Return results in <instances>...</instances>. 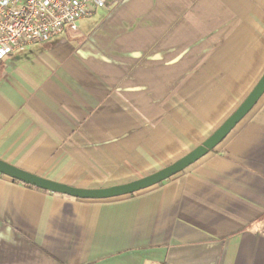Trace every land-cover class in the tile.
I'll list each match as a JSON object with an SVG mask.
<instances>
[{
	"label": "crops",
	"instance_id": "0c3cea01",
	"mask_svg": "<svg viewBox=\"0 0 264 264\" xmlns=\"http://www.w3.org/2000/svg\"><path fill=\"white\" fill-rule=\"evenodd\" d=\"M263 75L264 0L110 1L0 65V159L123 185L201 145ZM0 264H264V95L213 151L132 195L0 174Z\"/></svg>",
	"mask_w": 264,
	"mask_h": 264
},
{
	"label": "built area",
	"instance_id": "2783aa9c",
	"mask_svg": "<svg viewBox=\"0 0 264 264\" xmlns=\"http://www.w3.org/2000/svg\"><path fill=\"white\" fill-rule=\"evenodd\" d=\"M116 0H0V65L13 53L79 29Z\"/></svg>",
	"mask_w": 264,
	"mask_h": 264
},
{
	"label": "water",
	"instance_id": "95a60500",
	"mask_svg": "<svg viewBox=\"0 0 264 264\" xmlns=\"http://www.w3.org/2000/svg\"><path fill=\"white\" fill-rule=\"evenodd\" d=\"M264 95V75L236 111L201 145L161 170L141 179L118 186L87 189L58 183L26 172L0 159V174L35 188L81 200H107L132 195L172 178L213 151L250 113Z\"/></svg>",
	"mask_w": 264,
	"mask_h": 264
},
{
	"label": "trees",
	"instance_id": "16d2710c",
	"mask_svg": "<svg viewBox=\"0 0 264 264\" xmlns=\"http://www.w3.org/2000/svg\"><path fill=\"white\" fill-rule=\"evenodd\" d=\"M28 187H31V188H35V187H33V186H30V185H27ZM36 189H38V188H36ZM44 191V190H43Z\"/></svg>",
	"mask_w": 264,
	"mask_h": 264
},
{
	"label": "rangeland",
	"instance_id": "374dc122",
	"mask_svg": "<svg viewBox=\"0 0 264 264\" xmlns=\"http://www.w3.org/2000/svg\"><path fill=\"white\" fill-rule=\"evenodd\" d=\"M102 11L99 12V14L101 13ZM98 17V16H97ZM81 23V22H80ZM80 25V24H79Z\"/></svg>",
	"mask_w": 264,
	"mask_h": 264
}]
</instances>
